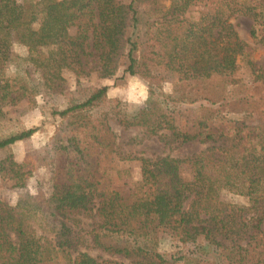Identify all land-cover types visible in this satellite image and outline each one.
I'll return each mask as SVG.
<instances>
[{
	"label": "trees",
	"instance_id": "16d2710c",
	"mask_svg": "<svg viewBox=\"0 0 264 264\" xmlns=\"http://www.w3.org/2000/svg\"><path fill=\"white\" fill-rule=\"evenodd\" d=\"M196 2L207 9L186 16ZM36 13L44 17L38 27ZM236 15L252 20L250 36L264 44V0H0V125L8 106L38 97L60 121L56 152L24 162L7 151L0 155V182L21 187L46 167L53 182L49 196L20 192L15 205L0 195V264H119L73 255L85 245L128 264H264V68L246 51L231 22ZM15 40L24 57L13 53ZM53 40L66 47L43 57L40 48ZM12 61L19 73L7 78ZM64 70L78 77L93 71L100 79L120 72L143 77L147 106L121 116L108 87L73 91ZM170 73L178 80L165 94ZM199 101L206 105L190 110L194 124L183 128L177 107ZM112 118L147 138L209 146L183 159L122 156ZM34 133L0 134V150ZM121 160H141V181L127 193L111 188L110 173ZM226 192L246 203L224 199ZM94 211L87 244L72 215ZM163 233L170 235V253L157 249Z\"/></svg>",
	"mask_w": 264,
	"mask_h": 264
},
{
	"label": "rangeland",
	"instance_id": "374dc122",
	"mask_svg": "<svg viewBox=\"0 0 264 264\" xmlns=\"http://www.w3.org/2000/svg\"><path fill=\"white\" fill-rule=\"evenodd\" d=\"M17 1L19 3L24 2V0ZM206 9L205 3L196 2L189 9L186 16L198 18L201 11ZM43 18V15L40 13L34 15V24L36 27L42 23ZM231 22L240 39L245 43L246 51L250 55L252 61L257 66L264 68V44L257 43L250 36L252 20L243 15H236L232 18ZM65 47L66 42L64 40H53L49 45L40 48V53L43 57H46L50 51L60 50ZM12 50L13 53L19 57H24L26 54L25 48L16 40L13 43ZM18 63H20V61H18ZM18 70L19 67L17 66V62L12 61L5 65L4 74L7 78H14L17 73H19ZM63 76L66 79L68 88L73 91L85 86H95L99 88L108 87L107 97L118 101L117 111L121 116L139 114L146 108L150 96L148 81L140 76L126 75L123 77V73L120 72L116 77L100 79L93 71H91L89 75L78 77L69 70H64ZM239 77L242 78L245 83L249 81L250 77L247 68H243L240 71ZM177 80V75L170 73L167 80L162 85V92L171 94ZM35 100L36 103L29 104L28 99H24L18 105L8 106L6 108L4 118L0 125V134L2 136L8 133H17L29 129H36V133L27 140L18 141L4 150H0V155L2 152L7 151L13 154L16 161L24 162L31 161L35 153L39 154L46 150L53 153L57 151L58 142L54 137V133L60 121L49 115L48 109L44 106L41 98L38 97L35 98ZM201 105L206 104L203 101H199L192 104L185 103L177 107L176 113L183 128L188 129L193 126L195 117L190 113V110L197 111L200 109ZM229 112L230 111L226 109V113L229 114ZM109 126L117 136L116 143L118 151L122 156L131 154L139 158L149 159L162 156L183 159L192 154L199 153L209 146L197 141L185 145L170 143L162 138L161 135L147 138L143 135L139 127L126 128L118 124L113 118L109 120ZM29 156H31V158H29ZM183 177L186 180L191 179L190 169L187 166L183 168ZM110 178L112 189L127 193L133 185L141 181V160L117 161V166L111 171ZM52 184L51 167L40 168L36 169L33 175L28 178L21 187H12L6 182H0V195L10 204L15 205L20 192H28L31 195H36L40 192L45 196H49L52 192ZM223 198L233 203H246V199L243 197L228 192L223 194ZM98 202L97 200L95 204L97 205ZM72 220L75 226L82 231V234L87 240V244H90L91 239L89 231L97 222L95 211L93 214H85L82 212L73 214ZM13 240L15 241L16 239L13 238ZM172 246L170 235L168 233H163L161 235V242L157 247L158 251L161 253H170L173 249ZM186 249L190 250L191 247L186 246ZM78 252L90 254L99 263L104 260L119 264L129 263V261L121 255H113L90 246L86 247V245L78 247L72 253L76 255ZM177 264H183V262H177Z\"/></svg>",
	"mask_w": 264,
	"mask_h": 264
}]
</instances>
